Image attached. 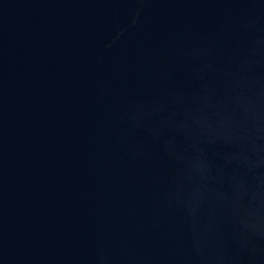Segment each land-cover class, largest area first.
Returning a JSON list of instances; mask_svg holds the SVG:
<instances>
[{
	"label": "water",
	"instance_id": "water-1",
	"mask_svg": "<svg viewBox=\"0 0 264 264\" xmlns=\"http://www.w3.org/2000/svg\"><path fill=\"white\" fill-rule=\"evenodd\" d=\"M0 264H264V0H0Z\"/></svg>",
	"mask_w": 264,
	"mask_h": 264
}]
</instances>
